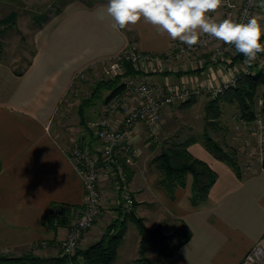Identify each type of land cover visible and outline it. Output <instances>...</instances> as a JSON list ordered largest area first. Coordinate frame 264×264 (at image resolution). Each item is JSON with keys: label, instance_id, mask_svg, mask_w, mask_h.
Returning <instances> with one entry per match:
<instances>
[{"label": "crops", "instance_id": "crops-1", "mask_svg": "<svg viewBox=\"0 0 264 264\" xmlns=\"http://www.w3.org/2000/svg\"><path fill=\"white\" fill-rule=\"evenodd\" d=\"M107 4L108 0L65 2L61 11L36 31V53L22 75L0 59L2 254L20 255L34 248L40 255H57V246L66 235V229L45 225L44 216L54 203L81 205L84 201L83 181L67 149L78 143L95 147L98 138L88 130L68 145L62 130L53 128L55 113L77 75L100 60L117 56L129 45L144 53L163 54L178 41L167 33L161 34L143 19L124 29L115 27L114 20L107 14ZM208 56L204 50L165 65L163 69L143 70L137 77L193 87L220 83L226 77ZM169 109L165 108L164 115L169 114ZM116 115L121 119V114ZM88 126L94 129L92 122H88ZM144 128L147 129L140 123L129 135L138 152L144 148L140 142ZM242 137L244 139V135ZM189 150L217 173L207 199L198 205L190 200L192 174L187 175L186 184L177 187L175 197L171 198L157 184L158 172L150 163L141 164L137 155L126 156L132 170L130 187L136 201L142 206L153 203L161 206L168 216L183 220L192 230L189 241L175 254L163 256L162 261L165 264H264V260L250 258L257 246L264 250V169L261 163L255 167L257 170L245 173L241 167V175H238L227 161L216 158L200 141L190 144ZM111 213L115 218L120 214L116 216L114 210ZM139 215L150 228L162 227L166 232L173 229L166 227L160 218L151 222L149 215ZM100 236L95 229L86 233L80 248ZM125 237L118 255L123 264H126L125 255H130L132 250L122 247ZM42 242L47 245L37 250L35 246Z\"/></svg>", "mask_w": 264, "mask_h": 264}, {"label": "built area", "instance_id": "built-area-1", "mask_svg": "<svg viewBox=\"0 0 264 264\" xmlns=\"http://www.w3.org/2000/svg\"><path fill=\"white\" fill-rule=\"evenodd\" d=\"M261 5L264 6V0H223L221 7L209 15L218 22L225 18H231L237 22H246L248 17L254 16V10ZM219 13L221 14L219 15ZM215 43L217 45L210 56L212 62L224 69L232 70L229 78L222 84L210 83L205 86L194 87L168 82L156 84L149 80L139 79L137 76H125L122 78L123 91L103 103L101 116L93 122L94 132L98 138L97 146L75 144L67 149V154L83 181L84 201L81 205L54 203L43 220L47 226L66 229L65 238L61 240L63 253L73 254L84 234L102 214L100 189L102 178L115 179L118 183L120 200L124 204V208L130 210L133 207L134 198L127 189L126 172L123 171L119 160L123 155L136 156L138 154L137 148L129 138L130 133L137 125L143 123L150 136L157 140L165 108L178 106L188 101L192 96L203 92H207L212 98H215L227 89L236 86L241 75H253L259 71L264 73V53L258 54L257 60L251 64L245 62L246 58L240 64H235L234 61L237 60L239 54L236 53L234 45H226L207 35H203L201 41L192 47H188L178 40L174 42L171 50L163 54L144 53L129 45L120 54L111 58L112 74L114 76L122 75L125 60L142 68L147 64L157 63L162 66V69L170 62L182 61L199 51L206 50ZM261 43H264V40ZM118 113L122 117L119 121L114 122L113 118ZM256 121L259 128L258 143L262 160L264 157V121L260 117ZM243 123L246 122L243 121ZM45 245L47 242H42L37 244L35 248ZM250 258L258 261L264 260L263 248L257 246L250 254ZM71 264L83 263L73 261Z\"/></svg>", "mask_w": 264, "mask_h": 264}, {"label": "rangeland", "instance_id": "rangeland-1", "mask_svg": "<svg viewBox=\"0 0 264 264\" xmlns=\"http://www.w3.org/2000/svg\"><path fill=\"white\" fill-rule=\"evenodd\" d=\"M67 1L70 0H0V18L4 17L12 11L18 12L16 25L8 29L1 36V40L3 42V51H1L0 49L1 59H4L6 62L10 63L12 66L18 69L25 68L28 65L29 61L33 58V51L35 49L34 35L38 30V25L43 21L45 17L56 15L57 11L60 10L63 7L64 3ZM83 1L92 2L94 0ZM263 7L264 6L261 5L258 6L256 10H254V16L262 25H264ZM220 14L221 13H219V15ZM262 40H264V37H262L261 41ZM216 45L217 43L209 46V48L206 49L209 55V60H211V52L216 47ZM199 52L203 53L204 50ZM238 54L240 55V53ZM243 58H237L234 63L240 64ZM111 63V58L100 60L93 66H89L84 69L82 74L79 73L69 87L67 93L63 98V101L56 111L53 121V128L55 126L57 129L62 130L60 131L62 132V135L67 138L69 142L67 143L68 145L73 144L76 138L88 131V122L93 123L101 116V106L103 102L97 101L94 103V106L88 108L86 112L84 111L85 115L87 116L86 126V124L81 123V114L79 112V108L81 99L89 98L91 96L93 88L98 81L107 80L114 76L110 68ZM161 67L162 66L157 63L151 65L147 64L144 66V68L140 66L141 69L145 70H152L155 68H157L158 70L161 69ZM217 68L223 72V76L226 78H224L220 83H216L215 85L222 84L223 81L229 78L230 72L232 71L229 69H224L218 64ZM168 83L171 82L169 81ZM156 84L164 83L162 82ZM108 92L109 91H105V95H107ZM261 94L262 90H260L258 94V104L256 106V110L259 111L260 114V116L258 117H261L263 120L264 116L260 112ZM211 99L212 97L207 92H203L202 94L192 96L189 99L192 101L188 100L189 102L187 104L182 103L178 106H171L169 109V114L164 115L163 113L162 115L163 119L160 126L159 139L157 140L153 139L150 136L148 129L144 128L145 133L142 137H140V142H142L141 147L144 148L141 149L137 154V156H139L138 160H141V164L151 163L154 155L161 150L159 141L164 140L163 138H167L173 134L187 136L190 134L198 135L199 133H202L201 130L203 128L202 126L204 125L205 116L204 107L206 103ZM220 106L222 110L220 117L213 120L215 122V125H211L209 127V132L218 140L222 141L226 149L228 147H232L236 150L239 166L240 168L242 167V169H244L243 173L257 170L255 167H257L259 162L261 163L262 161L261 155L259 153V128L257 127L258 122L255 120L252 122L243 123V121L240 120L238 105L235 103L224 101L221 102ZM118 119H120V117H117L116 115L114 117V120L117 121ZM92 130L95 131V129ZM243 135L244 139L242 137ZM124 158H126L125 155L121 156L119 162L122 166L123 171L126 172L127 189L135 198L130 187L129 180V175H131L132 170L130 168V165L128 164L130 172L128 173L126 171L123 163ZM100 187L103 211L95 224L90 229H88L86 233L95 229L100 232V235H102L105 232L106 227L115 220V217L112 216L113 213H111V211L114 210V214H116L117 211L121 213V211H123L124 209V204L120 200L121 198L118 183L115 179L102 178ZM136 209L138 215L140 213L149 215V220L151 222L155 221L156 218H160V220L166 227L172 226L173 229L171 231H164L166 233H172L176 229L180 228L179 220L177 218H172L170 215L168 216L164 209H162L161 206H156L155 203H153L152 205L150 204L144 206H142L141 203H138ZM118 214H116V216ZM128 227L130 229L128 231L127 228L128 234H125V243L122 247L128 246V248H131L132 250L130 255H125L126 260H124V262L126 264H161L163 256H161L159 253V247L155 245L152 246L147 253L149 263L137 261V259L140 257L138 246L140 242V235L135 223L130 221ZM82 240L80 241L78 248L80 246L82 247ZM40 247L42 246H39V248L37 247V250H39ZM60 248V245H58V251ZM120 261L121 259L119 257L117 259V263L123 264Z\"/></svg>", "mask_w": 264, "mask_h": 264}, {"label": "trees", "instance_id": "trees-1", "mask_svg": "<svg viewBox=\"0 0 264 264\" xmlns=\"http://www.w3.org/2000/svg\"><path fill=\"white\" fill-rule=\"evenodd\" d=\"M60 11L61 9L57 13ZM51 17H45L38 25V29L42 28ZM17 18V11H12L0 18L1 51H3L1 36L8 29L16 25ZM132 42L133 40L131 39L130 43L132 44ZM35 53L36 50L34 49L33 56ZM241 57L243 58V54L238 56V58ZM31 63L32 60L22 69L15 68L10 63L8 64L13 67L16 74L22 75ZM123 66L124 73L122 75H115L110 79L98 81L93 88L91 96L81 99L79 108L81 123L87 126L85 112L88 108L94 106L95 102L101 101L105 103L112 96L123 91V77L137 76L142 73V69L131 61L125 60ZM260 90H262L260 112L264 116V73L259 71L253 75L243 74L240 76L236 86L227 89L223 94L212 98L206 103L204 107L205 116L204 125L201 130L202 133L187 136L173 134L159 141L161 150L154 155L150 164L158 172L157 184L167 192L169 197L174 198L177 187L184 186L187 175L192 174L194 180L190 200L193 205H198L207 199L210 189L217 179V173L209 164L194 156L189 150V145L196 141L203 143L216 158L227 161L237 174L241 175L236 150L232 147L226 149L224 143L209 132V127L215 125L213 120L220 117L222 111L220 105L224 101L238 105L241 121H255L260 116L259 111L256 110ZM105 91H109V93L105 95ZM189 101L183 104H187ZM88 130L91 132V135L94 134L96 136L89 126ZM78 144L81 146L85 145L83 143ZM123 163L126 171L129 173L130 168L126 158L123 159ZM261 166L264 169V157ZM137 204L134 198L133 207L130 210L124 208L119 216L106 227L105 232L97 241L85 248H77L73 254H65L60 248L57 255L44 256L35 253L34 248H32L31 251L24 252L20 255L0 253V264H71L73 261L82 262L83 264H118L119 249L123 244L130 221L136 224L140 235V257L137 261L149 263L147 253L154 245L159 247L161 256H167L175 254L183 244L189 241L192 236V230L183 220H179L180 228L172 233L164 232L162 227L150 228L146 225L145 219L137 214ZM59 245L61 247V242ZM161 264L165 263L161 261Z\"/></svg>", "mask_w": 264, "mask_h": 264}, {"label": "clouds", "instance_id": "clouds-1", "mask_svg": "<svg viewBox=\"0 0 264 264\" xmlns=\"http://www.w3.org/2000/svg\"><path fill=\"white\" fill-rule=\"evenodd\" d=\"M223 0H108L107 14L115 27L124 29L141 19L152 24L172 40L188 47L197 45L207 35L226 45H234L251 64L264 53V25L255 16L246 22L225 18L219 22L209 13L221 7Z\"/></svg>", "mask_w": 264, "mask_h": 264}]
</instances>
